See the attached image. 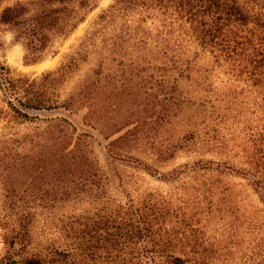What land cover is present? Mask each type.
Segmentation results:
<instances>
[{"label": "trees", "instance_id": "16d2710c", "mask_svg": "<svg viewBox=\"0 0 264 264\" xmlns=\"http://www.w3.org/2000/svg\"><path fill=\"white\" fill-rule=\"evenodd\" d=\"M93 3L16 0L0 10V26L23 44L26 59L34 61L54 39L74 28L82 19L81 12ZM115 20L118 24L104 32L106 36L101 37L98 46L89 38L66 61L37 78H12L8 69L0 65V101L4 103L0 115L7 116L14 125L37 120L45 123L21 139L16 132L0 135V177L53 176L61 184L51 191L52 199L65 200L85 191V196L95 202L88 213L70 216L65 222L60 220L56 226L62 238L60 244L30 245L28 226L32 214L25 209L18 214V232L10 235L5 231L0 236L5 244L18 237V264H215L213 243L202 235L193 200L181 198L180 202L171 203L150 192L132 198L124 191L115 198L108 189V175L88 148L87 137L91 135L86 128L102 134L95 124L108 107L104 104L106 99L116 94L137 98L145 92L139 85L127 82L137 83L145 78L148 82L161 81L166 84L160 88L163 96L159 101L165 122L176 116L186 120V129L177 144L152 146L156 159L164 161L174 150L194 142L195 122L190 120L193 93L211 92L213 78L240 81L244 86L229 94L232 100H226L223 109L231 105L236 108L242 92L251 97L250 113L254 118L248 120L253 124L250 127L247 120H241L248 124L244 128L252 144L246 152L243 172L264 199V0H112L98 16V24L105 29ZM89 53L94 56L93 67L60 99L61 84ZM179 81L188 86L184 93L176 88ZM120 86L125 93H118L116 88ZM196 104L193 110L203 118L214 110L208 98ZM83 109L80 120L69 117ZM233 111L231 122L244 118L240 109ZM42 112L53 116L45 117ZM220 116L221 120L225 114ZM10 129L13 130L12 125ZM128 135L103 144L104 154L110 159L135 162V167L143 165L148 173L153 172L136 158L125 159L114 153L113 149H120V142ZM216 143L219 145L221 138ZM211 164L197 160L160 176L173 180L193 172L192 178L197 181L205 171L223 166ZM196 184L198 187L190 188L199 191L207 207L211 203L212 182L203 180ZM215 187L226 190L221 185ZM3 220L0 216V225L6 224Z\"/></svg>", "mask_w": 264, "mask_h": 264}, {"label": "rangeland", "instance_id": "374dc122", "mask_svg": "<svg viewBox=\"0 0 264 264\" xmlns=\"http://www.w3.org/2000/svg\"><path fill=\"white\" fill-rule=\"evenodd\" d=\"M15 1L0 0V10ZM93 1L90 9L81 12L82 19L76 26L65 36L54 39L41 57L34 61L26 59L28 55L23 44L15 41L6 27L0 26V65L8 69L12 78H37L41 73L52 71L66 61L68 56L87 43L89 38L94 40L95 46H98L101 37L106 36L105 33L110 32L118 23L115 20L113 24L101 29L98 16L107 9L112 0ZM84 59L61 84L60 99L67 96L93 67L94 56L91 53ZM145 79L137 83L127 82L139 85L140 89L145 91L137 98L116 94L115 97L105 100L104 104L108 107L104 108V113L95 124L97 129H102V134L86 128L91 135L87 137L88 148L92 150L98 166L109 177L107 185L110 193L115 198H119V191H124L134 198L139 194L150 192L171 203L180 202L181 198L189 202L193 200L202 235L213 243L215 264H254V262L264 264V199L258 196L251 185L250 177L243 172L246 166L244 163L246 152L251 149L252 144L244 128L247 123L242 121L247 120L250 127L253 124L248 120L249 117L254 118V114L250 113L251 97L242 92L237 97L239 105L236 108L231 105L229 109H223L227 105L225 101L231 99L229 94L244 86L243 83L231 79L220 81L213 78L209 85L211 92L193 93L191 99L194 101V106L191 108L193 112L190 113L192 114L190 120L195 122L194 142L174 150L169 158L159 161L152 146L158 143L177 144L186 129V120L176 116L165 122L159 101L163 96L160 88L166 84L161 81L148 82ZM149 86L152 88H147ZM187 87L182 81L176 82V88L180 93H184ZM116 89L118 93H125L122 86ZM185 94L189 96L190 93ZM204 98L212 102L214 110L208 117L203 118L193 108L195 109L196 103L202 102ZM152 101L159 104L153 105ZM138 102L141 105H134ZM0 106H4L2 101ZM233 109L235 111L240 109L245 114L243 119L239 118V122L230 121ZM84 112L85 109L69 117L71 119L77 117L80 120V115ZM42 114L45 117L53 116L50 112H42ZM224 114L225 119L220 120V115ZM44 124L37 120L14 125L8 122L7 116L0 115V135L16 132V137L21 139L22 136L33 133L35 128L40 129ZM11 125L13 130H9ZM125 133L130 135L125 136V140L120 142V149H113L114 153L125 159L136 158L153 172L148 173L142 168L143 165L135 167V162L110 159L104 154L102 145ZM219 138L221 143L218 145L216 141ZM197 160L211 161L212 167H215L216 163H223V166H218L215 171H205L204 177L197 176V181L192 178L193 172H189L186 176L180 175L173 180L162 179L160 176L180 165H192ZM154 170L158 173L156 174ZM262 171L264 174V164ZM200 173L201 171L197 172V175ZM203 180L212 182L211 203L207 207L202 202L199 191L190 188V186L198 187L196 182ZM57 184L61 183L49 175L0 177V216H3V222H6L0 225L3 226L0 228V234L7 231L13 235L18 232V214L25 209L32 214L28 226L30 245L47 242L60 244L62 238L56 231L60 220L65 222L70 216L88 213L95 206V202L85 196V191L79 190L77 195L72 194L65 200L52 199L51 191L58 188ZM216 184L226 190L215 187ZM17 240L5 244L0 236V264H18L20 257ZM4 258H9L11 261H1Z\"/></svg>", "mask_w": 264, "mask_h": 264}]
</instances>
